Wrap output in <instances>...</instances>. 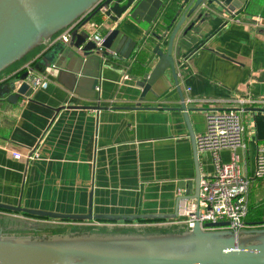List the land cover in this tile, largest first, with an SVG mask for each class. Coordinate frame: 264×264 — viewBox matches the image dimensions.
Here are the masks:
<instances>
[{"label":"crops","instance_id":"obj_1","mask_svg":"<svg viewBox=\"0 0 264 264\" xmlns=\"http://www.w3.org/2000/svg\"><path fill=\"white\" fill-rule=\"evenodd\" d=\"M179 1L165 0L146 37L144 23L140 29L126 19L119 26L127 38L143 39L140 47L147 56V72L157 60L151 51L162 43L164 49L168 38L158 43L150 34L163 33ZM237 19L215 16L189 34L178 58L182 65L177 81L186 106L202 110L193 116L196 136L206 130L208 111L238 109L243 127L239 167L250 181L247 210H258L264 221V180L254 178L257 150L264 146V103L241 110L237 102L247 98L264 102V0H246ZM83 21L80 33L89 35L95 31L92 23L103 35L116 27L100 14L89 13ZM55 46L32 51L26 62L0 76V85L23 73L20 70L27 63L39 66ZM135 63L134 56L122 62L73 49L57 59V76L27 100L11 105L0 99V204L65 215H85L89 209L92 215L111 216L174 212L181 184L195 176L182 115L170 110L179 106V96L167 77L152 87L156 97L147 93L140 103L145 109H122L139 103ZM95 79L100 93L94 90ZM96 106L103 109H85ZM13 153L23 158L15 160ZM32 153L37 157L25 160ZM220 158L228 163L230 152L221 151ZM199 164L202 177L212 173L208 152L199 154ZM99 222L108 221L55 222L0 210V234L5 237L184 231L181 226L164 225L109 228Z\"/></svg>","mask_w":264,"mask_h":264},{"label":"water","instance_id":"obj_2","mask_svg":"<svg viewBox=\"0 0 264 264\" xmlns=\"http://www.w3.org/2000/svg\"><path fill=\"white\" fill-rule=\"evenodd\" d=\"M97 2L98 0H0V75L86 15ZM164 2L165 0H105L92 14H100V9L104 8L106 11L103 15L106 20L116 25L106 33L103 43L104 49L110 50L115 55L105 52L102 58L111 57L126 62L134 56L135 61L137 55L143 52L140 47L143 39L138 41L127 38V34L124 35L119 26L124 24L126 19L131 20L140 29H142L141 23H144L146 28L143 37H146L158 18ZM245 3L246 0H180L174 6V15L166 19L169 25L163 33L150 34L158 43L167 36L168 38L164 49L163 43L153 48L151 53L157 57L154 66L148 72L145 70L136 81V86L141 90L139 103L133 108H122L145 109L141 108L140 103L147 93L156 97L152 87L167 77L173 80L179 96V106L170 110L182 115L192 148L195 176L191 181L181 184L180 188L184 190V195L176 199L172 214L92 215L89 209L85 215H65L3 204H0V210L56 221L132 223L174 220L177 217L179 200L198 198L201 180L196 145L198 136L194 134L192 124L194 114L202 110L187 107L185 104L177 81L178 69L182 65L178 58L181 50L186 46L189 34L197 30V26L215 16L225 14L232 17L233 13H239L244 9ZM182 28L184 29L180 33ZM88 37L89 34L86 32L80 33L77 29L74 30L69 45L57 44L45 55L36 69L43 72L46 65L55 64L66 47L75 50L81 48L86 54L92 53L95 45L88 40ZM26 77L27 73L23 72L4 80L0 85V99L15 105L20 99L29 98L33 91L25 83ZM97 81L94 80L95 86ZM85 109L98 111L103 108L96 106ZM205 226L224 228L228 224ZM0 264H264V228L244 230L238 234L229 230L205 232L197 223L189 231L164 234H89L46 238L5 237L0 234Z\"/></svg>","mask_w":264,"mask_h":264},{"label":"built area","instance_id":"obj_3","mask_svg":"<svg viewBox=\"0 0 264 264\" xmlns=\"http://www.w3.org/2000/svg\"><path fill=\"white\" fill-rule=\"evenodd\" d=\"M103 2H105V0H98L87 14L100 8ZM105 11L106 9L101 8L99 11L100 15H103ZM86 15L52 37L44 45L53 46L55 44H62L68 46L72 32L83 23L82 20ZM237 17L238 13H233V16L230 18H232L233 21L239 22ZM91 26L95 31L89 35L88 40L95 45L93 53L99 56L105 52L115 55V53L103 47L106 33L110 29H107L106 33L103 35L97 31V24L92 23ZM77 51L83 52L81 48H78ZM20 71L27 73L25 83H27L28 87L33 92L47 86L51 79L55 78L59 72L56 64L47 65L44 67L43 72H39L35 65H33V62L25 64ZM94 90L96 93H100V84L97 83ZM27 99L28 98H25L24 100ZM237 102L241 110L246 105L252 106L264 103L261 101H254L250 98L238 100ZM242 135L243 127L240 123L238 109H213V111H208L206 113V130L202 135L196 138V145L199 154L203 152H208L210 154L213 170L210 175L201 176L198 198L193 200H179L177 217L174 220L155 223H141L136 221L132 223L99 222L97 224L109 228L125 227L131 229H140L145 226H153L155 228H160L162 225L166 228L181 226L184 230L189 231L198 223L201 230L205 232L229 230L234 234H238L244 230L264 228V225L249 226L244 222V217L247 212L246 196L250 181L242 176L239 167L240 157L237 154V150L243 147ZM223 150H228L230 152V161L228 163H223L221 161L220 153ZM12 157L15 160L23 158L19 153H13ZM36 157L37 154L32 153L28 155L25 160L34 159ZM254 178L264 180V146L259 147L257 150ZM183 195L184 191L179 189L176 193V199ZM55 222L58 221L55 220ZM218 223H227L228 226L224 228H211L205 226L206 224Z\"/></svg>","mask_w":264,"mask_h":264},{"label":"trees","instance_id":"obj_4","mask_svg":"<svg viewBox=\"0 0 264 264\" xmlns=\"http://www.w3.org/2000/svg\"><path fill=\"white\" fill-rule=\"evenodd\" d=\"M83 20H82V22H84ZM146 59H147V56L143 52H140L137 55L136 63L134 65L135 73L137 75H142L145 72L144 64L146 63ZM258 212H259L258 210H251V211L247 210L245 217H244L245 224L249 225V226H260V225L264 224V221H261V218H260V215ZM139 222L148 223V222H157V220H155V221H139Z\"/></svg>","mask_w":264,"mask_h":264},{"label":"rangeland","instance_id":"obj_5","mask_svg":"<svg viewBox=\"0 0 264 264\" xmlns=\"http://www.w3.org/2000/svg\"><path fill=\"white\" fill-rule=\"evenodd\" d=\"M82 27V26H81ZM80 27V28H81ZM80 28H77V30L80 32L81 31V29ZM70 50H73V49H71V48H69V47H66L65 48V52H70ZM32 54V53H31ZM30 55L28 54L27 56H25L19 63H17V64H14V65H12L11 67H9L6 71H4L2 74H5V73H8V72H11V71H13L15 68H17L18 67V65L19 64H21V63H24V62H26V60H28L29 58H27V57H29ZM58 67H59V65H58ZM1 74V75H2ZM0 75V76H1ZM169 232H183V231H175V230H162V231H159V232H149L150 234H155V233H161V234H164V233H169Z\"/></svg>","mask_w":264,"mask_h":264},{"label":"flooded vegetation","instance_id":"obj_6","mask_svg":"<svg viewBox=\"0 0 264 264\" xmlns=\"http://www.w3.org/2000/svg\"><path fill=\"white\" fill-rule=\"evenodd\" d=\"M185 231V230H184Z\"/></svg>","mask_w":264,"mask_h":264}]
</instances>
